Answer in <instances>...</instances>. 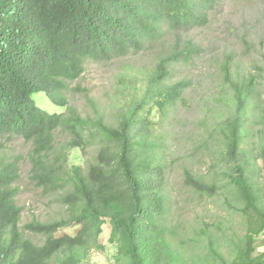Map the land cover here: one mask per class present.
<instances>
[{
	"label": "trees",
	"instance_id": "trees-1",
	"mask_svg": "<svg viewBox=\"0 0 264 264\" xmlns=\"http://www.w3.org/2000/svg\"><path fill=\"white\" fill-rule=\"evenodd\" d=\"M221 0H0V138L17 136L32 142L31 181L58 195L66 216L33 220L20 228V178L17 162L0 161V264H83L100 244L110 221V242L117 243L119 264H178L175 231L165 220L170 212L167 172L161 138L151 116L169 115L187 99L189 80L164 82L176 65L201 53L191 41L176 42L149 78L146 92L112 122L85 119L67 102L69 84L88 60L110 62L139 54L147 43L164 41L168 32L206 27ZM221 63L225 96L215 98L223 116L210 136L209 154L228 171L196 176L184 183L202 198L223 189L235 199L248 221L244 249L233 264H264L253 258L255 239L264 232V67L244 76L234 71L233 54ZM36 96V98L34 97ZM47 100L55 108L42 109ZM57 107V108H56ZM69 140L58 147L57 133ZM97 146L87 167H69V153ZM261 161V168L258 162ZM230 182L222 184L223 176ZM228 203V201H227ZM230 205V203H228ZM78 227L73 235L56 236ZM46 238L35 243L25 234ZM202 233L205 231L202 230ZM209 239V238H208ZM216 241L209 239V248Z\"/></svg>",
	"mask_w": 264,
	"mask_h": 264
},
{
	"label": "rangeland",
	"instance_id": "rangeland-1",
	"mask_svg": "<svg viewBox=\"0 0 264 264\" xmlns=\"http://www.w3.org/2000/svg\"><path fill=\"white\" fill-rule=\"evenodd\" d=\"M167 34L160 43H147L139 54L110 62L88 60L80 77L69 84L67 102L85 119L104 117L115 122L143 97L159 60L174 49L176 42L191 41L199 46L201 53L186 65L177 64L172 78L164 82L189 80L185 102L177 101L166 117L158 110L150 117L153 133L161 138L166 164L170 212L165 223L176 232L174 250L179 254L178 264H233L245 246L247 218L238 211L228 190L223 189L213 198H202L185 185L184 173L188 170L198 176L209 171H228L224 165L215 166L208 151L211 135L216 148L213 129L223 116L215 101L226 94L220 67L228 52L233 54V70H240L244 76L254 74L255 65L264 67V0H221L206 27ZM38 104L44 110L55 108L45 99ZM56 139L59 148L69 140L60 132ZM33 149V143L21 137L0 138V161L19 164L20 178L15 187L19 188L18 205L23 208L21 229L33 220L52 222L66 216L58 195L44 192L31 181ZM97 152V146L88 148L86 155L81 149H74L69 153L68 166L85 169L86 161L94 160ZM261 165L259 161L258 167ZM221 178L224 185L230 182L228 175ZM259 181L264 186V170ZM109 222L99 239L104 249H94L83 264H119L115 260L118 245L110 242ZM77 230L78 227L65 228L56 236L73 235ZM25 235L35 243L42 244L46 239ZM208 238L216 241L217 252L209 248ZM253 248V258L262 255L264 238H256Z\"/></svg>",
	"mask_w": 264,
	"mask_h": 264
},
{
	"label": "built area",
	"instance_id": "built-area-1",
	"mask_svg": "<svg viewBox=\"0 0 264 264\" xmlns=\"http://www.w3.org/2000/svg\"><path fill=\"white\" fill-rule=\"evenodd\" d=\"M262 238H264V233H263V236H262Z\"/></svg>",
	"mask_w": 264,
	"mask_h": 264
}]
</instances>
